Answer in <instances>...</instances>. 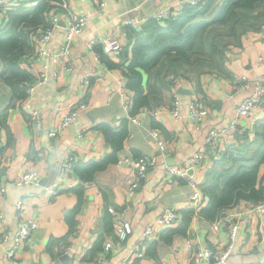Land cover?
Listing matches in <instances>:
<instances>
[{"label":"crops","instance_id":"0c3cea01","mask_svg":"<svg viewBox=\"0 0 264 264\" xmlns=\"http://www.w3.org/2000/svg\"><path fill=\"white\" fill-rule=\"evenodd\" d=\"M21 1L35 4L32 0ZM64 1L71 9L88 15L81 35L74 41L72 69L67 71L54 59L62 47L67 20L65 10L58 7L53 10L59 13L61 24L49 39V54L33 56L34 44L31 56L20 58V64L30 71L33 80L46 67V82L24 98L41 112L39 129L27 122L20 100L12 99V90L2 76L4 67L0 58V235L3 232L14 235L22 217L33 215L39 222L16 258L27 264H92L97 257L103 260L100 264H191L194 251L202 246L221 256L229 239L227 217L239 212L243 229L222 264L262 261L264 244L260 239L264 219L249 211L254 203L236 204L210 220L200 210L208 200L202 188L207 168L211 166L209 162L208 167L192 170L187 177L173 179L167 178L166 166L184 164L212 128L229 124L236 106L255 93L261 79L264 85V31L245 33L242 43L229 50L228 74L212 71L191 79L176 78L173 85L160 93L157 103L153 101L150 108L134 115L140 121L136 122L123 102L122 83L127 86L123 69L104 63L101 47L94 41L96 36L105 35L122 48L128 45L129 38L122 35L119 27L123 28L132 18H123L121 9L125 7L128 12L140 0H101L102 8L97 7L100 0ZM176 1L144 0L142 5H147L144 13L149 17L153 10ZM113 60L117 62L118 58ZM84 79H89L85 93L81 86ZM193 93L199 94L210 111L202 122L188 118ZM129 94L131 97L130 90ZM175 96H178L180 117L172 111ZM84 98L90 102L86 112L51 137L49 129L57 126L71 107ZM153 110L158 113L153 114ZM263 116L264 101L242 121L243 125L253 128ZM124 120L129 133L122 148L113 154L111 144L97 125L105 122L119 127ZM152 129H157L159 134L152 136ZM159 139L167 142V152L134 195L129 196L133 170L123 156L133 159L145 154L161 155ZM66 156L75 160L73 167L63 174L61 163ZM107 156H113L114 160L104 168H93L94 163ZM32 170L40 173V182L19 184L22 174ZM42 179H46V184L41 183ZM88 181L93 184L87 186ZM259 181L264 185V163L260 166ZM53 184L59 192L49 196L47 187ZM22 199L25 207L19 210L17 203ZM108 206L115 207L132 224V233L123 241L118 239L116 218ZM167 207L179 211V221L161 227L157 236L147 239L145 256L135 257L134 249L145 226ZM107 242H112L109 250H105ZM13 244V237L0 242V264H17L16 259L7 258L5 253ZM91 250L93 253H89ZM64 255L68 258L62 259ZM86 255L94 256L91 259L85 258Z\"/></svg>","mask_w":264,"mask_h":264},{"label":"trees","instance_id":"16d2710c","mask_svg":"<svg viewBox=\"0 0 264 264\" xmlns=\"http://www.w3.org/2000/svg\"><path fill=\"white\" fill-rule=\"evenodd\" d=\"M33 1L36 4L22 3L9 11L7 22L0 24L2 76L14 101L29 94L28 83L33 81L30 71L20 64L22 56H31V35L36 28L49 24L48 16L55 7L63 9V0ZM263 19L264 0L186 2L163 22L148 17L142 30L125 24L129 42L117 62L104 52L101 58L109 66L123 69L131 92L130 114L135 115L150 108L153 101L157 103L160 93L176 78L191 79L212 71L228 74L229 50L242 43L245 33L263 29ZM97 128L111 144L113 154L122 148L129 133L126 120L119 127L103 122ZM219 154L220 157L209 156L212 164L202 188L208 200L200 210L210 220L236 204L264 201V185L259 181L264 163V118L257 120L253 128L243 125L235 133L234 142ZM112 160L113 156H107L94 163L93 168H104Z\"/></svg>","mask_w":264,"mask_h":264},{"label":"built area","instance_id":"2783aa9c","mask_svg":"<svg viewBox=\"0 0 264 264\" xmlns=\"http://www.w3.org/2000/svg\"><path fill=\"white\" fill-rule=\"evenodd\" d=\"M101 1V0H100ZM198 0H177L176 3L163 7L158 10V12L153 15L155 19L159 22H163L165 19L169 18L171 15L177 13V11L184 5L186 2L195 3ZM22 3L21 0H0V24L7 20L8 11L15 9ZM36 4V1H33ZM65 13L67 14V20L64 25V41L61 49L54 55L55 61L63 66L67 71H70L73 66V46L74 41L77 36L81 35L87 19L88 15L85 12L77 11L75 9H71L68 4L63 0L60 4ZM104 5L103 1L98 2L97 7L102 8ZM150 17V16H149ZM146 17L145 19H147ZM145 19L143 18H132L126 21V24H131L137 31L142 30L144 27ZM60 16L56 11L50 12L48 16L49 24L47 26H40L36 28V30L32 34V40L35 44V50L32 54L33 56L45 57L49 54L48 42L51 38L54 30L60 26ZM122 35L129 38V32L125 28V26L119 27ZM264 39V37H263ZM95 43H99L101 47V51L106 53L110 58L116 59L120 57L122 52V46L118 45L111 37L105 35H98L95 37ZM93 44V43H92ZM98 53V51H96ZM46 67H43L42 72L39 77L32 82L28 83V91L31 93L38 86L43 85L47 80V75L45 71ZM89 84V79H84L81 83L83 92L87 90V86ZM122 91H123V102L128 110L131 108V97L129 94V90L126 86V83H122ZM173 104V113L180 117L181 114L179 112V103L178 96H175ZM264 101V85L262 84V79L258 82L255 93L252 96H248L244 98L235 108L234 115L229 122L228 125L224 127H216L212 128L204 141L199 145L198 149L186 160L184 164H176V165H167L166 166V175L167 178L173 179L174 177H187L190 175V170L195 171L199 168L208 167L212 164L209 156L211 154L217 155L220 157V152L227 148L232 142H234L235 133L241 130L243 127V120L250 117V115L255 112ZM20 106L23 109L27 122L33 127L39 129L42 124V115L41 112L30 105L28 101L25 99L20 100ZM90 107V102L88 100L81 99L76 102L70 109V111L65 114L60 123L57 126L51 127L49 129V135L51 137H55L62 129L66 128L68 124H70L73 120H75L82 113H85L86 110ZM153 114H157L158 110H153ZM209 109L206 107L199 96L198 93H193L192 98L189 104V114L188 118L195 122H202L209 116ZM130 118L133 121L140 122L137 116L130 115ZM244 129V128H243ZM150 134L156 136L159 134L157 129H152ZM167 142L164 139L158 140V146L161 155L158 154H145L135 157L133 159H129L126 156L123 158L126 161H129L130 166L133 170V177L130 180V184L128 186L129 196L134 195L137 188L140 186L143 180H145L149 172L154 169L160 158L165 155L167 152ZM73 156H66L63 158L61 163V173L65 174L69 169L73 167L74 163ZM207 163V164H206ZM41 175L36 170L27 171L22 174L19 179V184H38L40 182ZM93 184L92 181L86 182V185L89 186ZM59 192V188L56 184L50 185L47 187V193L49 196L55 195ZM199 197L198 193H196L195 198ZM25 207L24 199L20 200L17 203V208L19 210H23ZM108 211L115 215L116 218V226L115 230L120 241L125 240L129 234L132 233L133 227L130 221L126 220L122 213H120L115 207L108 206ZM250 212L257 213L262 219H264V201L253 204L249 208ZM241 213L233 212L227 217V230L229 234L228 244L225 251L218 256L215 251L207 246L199 247L194 251V255L192 257L191 264H222L226 261L228 256L231 253L235 243L240 237V233L243 229V220L240 219ZM180 213L175 207H167L164 211L159 213L157 217L149 222L144 230L142 236L138 239L135 249L134 256L137 258H142L146 254L147 248V239H151L158 235L160 228L174 225L180 219ZM39 226L38 218L29 215L26 217H22L19 221L17 230L14 235H10L7 232H3L0 235V242L9 240L10 237H13L14 244L13 247L7 250L6 257L11 259H16L17 264H27L24 260L16 258V254L20 248L25 245L26 240L30 237L32 232L37 229ZM156 226L158 228H156ZM261 243L264 244V233L260 239ZM112 246V242H107L105 244V250H109ZM102 259L100 257L94 258L92 264H100L102 263ZM248 264H264V259L260 262H252Z\"/></svg>","mask_w":264,"mask_h":264},{"label":"water","instance_id":"95a60500","mask_svg":"<svg viewBox=\"0 0 264 264\" xmlns=\"http://www.w3.org/2000/svg\"><path fill=\"white\" fill-rule=\"evenodd\" d=\"M144 2V0H140V1H136V3H134L133 5L130 6V11L127 12V9L125 7H123L121 9V14H123V18L127 19V18H145L147 13H144V9L147 7V5H142ZM168 3H166L167 5ZM155 6H157V4L155 3ZM162 6V5H160ZM159 10V9H158ZM158 10H153V12H150V15L153 16L155 15ZM143 13V15H141ZM61 24V23H60ZM62 24H64L62 22ZM190 172L192 173V170H190ZM41 183L46 184V179H42ZM68 258L67 255H64L62 257V259Z\"/></svg>","mask_w":264,"mask_h":264},{"label":"rangeland","instance_id":"374dc122","mask_svg":"<svg viewBox=\"0 0 264 264\" xmlns=\"http://www.w3.org/2000/svg\"><path fill=\"white\" fill-rule=\"evenodd\" d=\"M263 21H264V19H263ZM261 30H263V31H264V28H263V29H261Z\"/></svg>","mask_w":264,"mask_h":264}]
</instances>
